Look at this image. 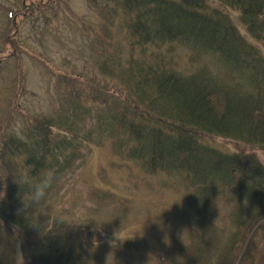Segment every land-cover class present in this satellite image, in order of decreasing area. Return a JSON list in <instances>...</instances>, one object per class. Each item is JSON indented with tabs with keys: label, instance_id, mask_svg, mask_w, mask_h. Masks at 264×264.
<instances>
[{
	"label": "trees",
	"instance_id": "obj_1",
	"mask_svg": "<svg viewBox=\"0 0 264 264\" xmlns=\"http://www.w3.org/2000/svg\"><path fill=\"white\" fill-rule=\"evenodd\" d=\"M88 2L125 30L131 69L118 75L103 68L125 84L131 100L99 113L97 133L115 142L116 159L190 186L183 205L201 234H216L219 200L234 206L228 255L235 262L255 229L240 262L254 264L263 248L258 240L264 241V165L258 155L264 152V0ZM226 11L236 14L235 22ZM136 52L150 62L134 60ZM74 94L80 103L84 95ZM65 126L71 127L46 118L21 138L0 135V264H14L7 235L24 264H78L106 239L93 223L62 222L47 209L48 196L79 169L88 145L78 134L66 137L60 131ZM45 177L49 187L33 201L29 188ZM219 261L228 264L224 257Z\"/></svg>",
	"mask_w": 264,
	"mask_h": 264
},
{
	"label": "rangeland",
	"instance_id": "obj_2",
	"mask_svg": "<svg viewBox=\"0 0 264 264\" xmlns=\"http://www.w3.org/2000/svg\"><path fill=\"white\" fill-rule=\"evenodd\" d=\"M226 12L234 21L235 14ZM105 19L88 0H0V135L21 138L34 123L54 118L71 125L61 132L87 140L79 169L56 184L46 203L51 217L93 223L109 238L77 258L80 263L159 264L160 258L184 263L188 256L181 246L193 235L183 200L191 187L179 186L180 177L147 175L136 163L116 159L115 142L95 127L99 113L131 100L125 84L102 73L131 71L126 32L118 20L105 29ZM134 60L150 62L137 52ZM75 91L84 95L80 103ZM258 152L264 165V152ZM225 206L215 204L217 227L226 224ZM129 236L141 242L138 250L119 246ZM7 238L13 263L24 264L20 247ZM260 240L255 264H264Z\"/></svg>",
	"mask_w": 264,
	"mask_h": 264
},
{
	"label": "clouds",
	"instance_id": "obj_3",
	"mask_svg": "<svg viewBox=\"0 0 264 264\" xmlns=\"http://www.w3.org/2000/svg\"><path fill=\"white\" fill-rule=\"evenodd\" d=\"M50 177H45L42 182L34 184L29 188V195L31 196L33 201H38L45 195V192L50 184Z\"/></svg>",
	"mask_w": 264,
	"mask_h": 264
}]
</instances>
